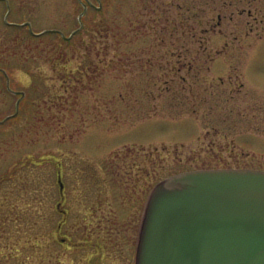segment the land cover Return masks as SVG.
Returning <instances> with one entry per match:
<instances>
[{"label":"rangeland","instance_id":"rangeland-1","mask_svg":"<svg viewBox=\"0 0 264 264\" xmlns=\"http://www.w3.org/2000/svg\"><path fill=\"white\" fill-rule=\"evenodd\" d=\"M262 19L264 0H0V121L17 112L0 123V264H132L157 182L264 171Z\"/></svg>","mask_w":264,"mask_h":264},{"label":"water","instance_id":"water-1","mask_svg":"<svg viewBox=\"0 0 264 264\" xmlns=\"http://www.w3.org/2000/svg\"><path fill=\"white\" fill-rule=\"evenodd\" d=\"M134 264H264V171L198 169L158 182Z\"/></svg>","mask_w":264,"mask_h":264},{"label":"flooded vegetation","instance_id":"flooded-vegetation-1","mask_svg":"<svg viewBox=\"0 0 264 264\" xmlns=\"http://www.w3.org/2000/svg\"><path fill=\"white\" fill-rule=\"evenodd\" d=\"M96 185H97V188H98V176L96 178ZM63 184V190H62V197H60V201L59 203H57V205L55 206L56 210L58 211V213L61 215L62 217V220L61 222L57 225V228H56V233L59 234L60 232V229L62 228V226H64L70 219V211L67 207H63V205L65 204V202L67 201V189H66V183L63 181L62 182ZM96 193L95 195H92L89 196V198L87 197H83V201L85 206H86V209H88V214L89 215H85V217L88 219L87 221L89 223H94L96 224V226H98V189L96 190ZM150 193H151V189L148 193V196H147V199H146V203H145V206L149 200V197H150ZM145 206L143 207V210H142V213H141V217H140V221H139V227H138V230H137V236H136V240L134 242V245H133V248H134V251H133V260H132V264H133V261H134V255H135V250H136V243H137V237H138V232H139V229H140V225L142 223V219H143V215H144V210H145ZM59 242L63 245H67L69 244V240H68V237L65 236V235H61V237H59Z\"/></svg>","mask_w":264,"mask_h":264},{"label":"trees","instance_id":"trees-1","mask_svg":"<svg viewBox=\"0 0 264 264\" xmlns=\"http://www.w3.org/2000/svg\"><path fill=\"white\" fill-rule=\"evenodd\" d=\"M140 1H144V0H140ZM211 3H212V9H215L216 6H218V3H219V0H211ZM221 8V6H219ZM104 12V7L102 8H98V13H103ZM203 10L200 11V15L203 14ZM264 20V19H262ZM84 21V19H82V22ZM198 22V28L201 30L203 25H206L207 22H203V17L199 18V20L197 21ZM83 27H85V23L83 22ZM82 27V29H83ZM102 28H105V29H108L109 28V25L108 24H102ZM82 29L77 32V33H81ZM49 34H55L58 36L59 38V41L61 43H64V44H70L72 41H73V38H74V35L71 37V38H68V37H64L61 33H55V32H49ZM28 36L30 38H33V39H37L39 37H36L34 35H32L29 31H28Z\"/></svg>","mask_w":264,"mask_h":264}]
</instances>
